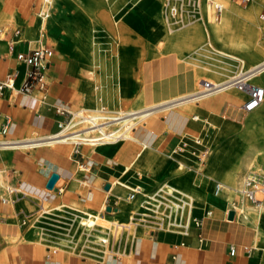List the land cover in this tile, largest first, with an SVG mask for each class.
I'll use <instances>...</instances> for the list:
<instances>
[{
    "label": "crops",
    "instance_id": "1",
    "mask_svg": "<svg viewBox=\"0 0 264 264\" xmlns=\"http://www.w3.org/2000/svg\"><path fill=\"white\" fill-rule=\"evenodd\" d=\"M5 1L25 15L34 7L30 0ZM103 13L104 10L96 12L97 15ZM32 27H28L26 33ZM19 29L21 34L24 28ZM50 32L60 44L58 53L61 60L55 62L51 58V63L41 71L42 80L46 77L49 82L43 86L40 83L33 84L27 91L19 88L29 67L14 57V52L24 51L26 44H20L22 40L18 37L16 43L8 45L7 49L0 47V81L9 75L14 78V87L3 88L0 92V264H261L264 258L252 250L254 245L259 248L261 235L256 229L239 223L235 213L232 220L228 219L229 208L225 213L227 218L222 219L212 218V213L207 215V210L196 205L193 213L198 214H191L190 217L194 224H188L179 231L164 227L146 228L143 225L125 249L120 250L123 253L94 252L84 246H52V241L62 235L58 230L48 240H30V235L39 228L46 230L45 227L52 226L51 219L45 218L41 202L48 204L47 209L53 210L51 217L62 220L82 214L84 210H118L116 195L121 196L124 188L137 186L133 184L138 182L136 172H146L144 179L149 180L150 165L158 178L153 179L147 190H157L169 178V172L178 169L181 159H186L181 153H174L182 132L185 129L199 131L201 127L204 128V123L200 124V121L177 110H168L164 115L153 114L145 123L133 127V136L138 139L136 141H122V144L86 143L76 147L71 142L29 146L33 141L57 131L59 122L67 121L68 114L58 113L57 106L73 111L103 103L93 86L96 82L94 67L74 53V46L67 36L58 34V25H54ZM101 34L104 40L110 38L108 32L102 31ZM134 45H139L140 52L134 65H130L126 71L129 76L124 81L127 87L124 94L120 97L115 89L117 82L114 78L104 82L107 94L104 101L111 108L119 106L122 100L129 105L139 96L144 107L148 108L159 101L191 92L194 86L191 68L175 67L173 64L179 62L176 56L156 57L159 61H155L156 58L146 56V44L140 42ZM113 47L111 42L101 45V55L106 60L111 61ZM17 78L20 79L18 87L15 86ZM245 98L230 107H237ZM212 101L211 96L197 108L204 110L205 105L209 107ZM203 115L209 117L206 111H203ZM215 119L221 121L219 117ZM230 121L232 124L237 122L235 118ZM192 141L194 158L192 160L188 156L186 170L192 171L193 179L203 182L206 193L210 190L212 193L217 180L211 182L207 175L203 177L211 148L208 147V154L201 161L199 152L207 146ZM214 141L215 135L210 137L209 144L213 146ZM182 145L186 146V143L182 142ZM198 168L201 169L200 175L196 172ZM52 172L58 173L64 180L62 189H49L46 186ZM122 175L132 180L128 181L130 186L115 185V179ZM2 183L6 185L2 186ZM15 184L17 189L8 187ZM107 184L109 187L106 188ZM169 185L184 191L179 184ZM5 192L9 194V199L3 197ZM129 200L133 207L134 202H142V197L138 192ZM210 206L212 209L213 206ZM197 219L199 224L195 223ZM231 247H234L232 254Z\"/></svg>",
    "mask_w": 264,
    "mask_h": 264
},
{
    "label": "bare ground",
    "instance_id": "2",
    "mask_svg": "<svg viewBox=\"0 0 264 264\" xmlns=\"http://www.w3.org/2000/svg\"><path fill=\"white\" fill-rule=\"evenodd\" d=\"M43 1L46 2L48 0ZM90 1L96 3L98 0ZM192 1H194L196 6L195 15L197 16L194 20H192L193 22L191 26H189L185 30V34L179 38L172 37L166 33L165 43H163V47H167L169 50H180V46L182 45L183 47L187 48V50H190V53H192L196 58L195 73L193 72L192 74L194 86L191 92L169 100L159 101L153 106L149 105L150 107L148 108H145L142 104L137 108L127 109L122 105L123 100L120 101L119 106H115L116 108H111L108 103L104 101V98L107 95L105 89L103 88V90L99 91L97 90L98 86H96V94H98V96L103 99V103H99L95 107H87L86 110L91 112H88V118L85 119L82 124H80L81 127H75V125L71 124L69 127H67L65 132H53L48 137L41 138L38 141H33L29 146H49L54 142L68 143L72 141H76L80 144L88 143L93 145L104 143L122 144V141H136L138 139L134 138L132 128L136 126L135 123L138 120L140 121L141 118H149L151 115L157 114L159 111L168 110H177L188 117H192L193 120L200 121V124L203 123V120H206L210 126L209 129H212V127L214 128L215 135L222 134L224 130H229V132L231 130L234 131L237 122L236 124L230 123L231 126L227 125V120L229 119L228 108L230 106L236 105L239 100L243 99L245 93L244 91L236 89L229 81L240 73L249 75L251 80H264V59L255 60L261 54V48L256 44V42L264 41V28L261 26L258 17H256L258 4L263 0H254L244 10L239 9L233 0ZM185 2L187 3L188 0H139L135 13L137 14L138 20L144 19L146 20V23L156 24L159 28L160 23H158L157 14L160 11H165L164 20L169 24L172 22L170 19V14L176 12L178 15L181 14L179 7L182 8ZM216 6L221 7L220 12H216ZM41 7L42 9H39L38 15L40 16L39 23L43 27L44 17L46 14L44 6L42 5ZM213 9L215 12H213ZM102 10H104V13L101 15L110 28L121 24L119 21L121 18L127 21L129 24H134V21L137 20L133 19L132 15L128 14V16H124V14H115L114 12H112L111 19L108 15V11L105 9ZM214 13H216V15ZM171 30L172 28L170 25H168V31ZM122 39V44L133 45V56H135L137 59L140 49L139 45L136 46L134 44L142 42L141 36L138 34L132 36L130 33L125 32L124 35H122ZM76 41L77 43L74 44L72 40H70L71 45L74 46V53L83 59H87L88 61L90 60L91 62L89 63L95 69L96 82L102 81V79L100 80V76H98L97 70L99 64V69H102L101 62H99L95 46H93L94 43H97L95 36L91 31L85 32L82 33L81 37ZM228 48L232 50H228ZM229 58L233 59V64L238 65V69L236 71L237 73L229 72L231 67L226 66V62ZM135 60L128 63L126 71H128L130 65H132ZM247 60H253V63L247 67L246 70H243ZM124 75L125 76L121 81L122 94H120V97L127 89V87H125L124 81L129 75L126 73H124ZM202 81H207L209 83V91L206 93H201L206 91H202ZM198 85L200 88H198ZM261 86L264 90V85ZM211 96L213 101L209 107L205 105L203 108L204 110L197 108L202 101L208 99ZM238 107H240V105H238ZM253 110L257 111L245 119V123L247 125L248 123L255 124L264 119V101H262ZM203 111H206L209 114V117H205L203 115ZM221 116L224 119H221ZM218 117L221 120L219 122L215 119ZM110 125L116 126L109 127V129H107V126ZM122 126L124 127L122 128V131H120L119 128ZM225 134H223L225 136L223 139L225 140L221 144H218L219 140H216L213 142V146L208 143L205 145L211 148L210 155L206 161V175L209 178H218L216 180L222 182L223 184L221 189L217 191L215 188L213 189V192L210 195L213 199L217 197L220 198L222 195H225L223 193L224 190H227L229 193L228 195L230 196L232 194L234 195L235 193L236 195H241V190L244 186V177L240 178V175L243 171L250 170L254 164L253 151L251 148L245 149L241 153L237 152V147L239 145H245L248 143L247 138L244 135L238 136L234 133V135L227 138V134ZM207 135L208 134H206L203 129L195 131L194 133L188 129H185L180 136L181 140L177 143L174 153L180 152V149L185 150L182 155L186 159H183L182 161L188 164V152L192 153L194 151L192 147L187 148L186 146L182 145V142L187 143L188 141L198 140L197 142L200 143L201 138L202 140L203 138L205 140L208 137ZM195 138L198 139L195 140ZM140 144L144 143L140 142ZM179 164L180 165L178 168L181 169L185 167V164L182 162ZM127 165L130 168V165ZM148 170L151 173V176H158L151 165L148 167ZM126 178L127 176L124 175L118 176L115 179V185L130 186V184L126 182ZM176 182L177 184L181 185L185 191L183 192L180 189H175L172 187L174 190H179V192L182 193V202L177 203L167 196L161 194L160 192L162 189H164L163 187H160L153 192L146 193L143 188L144 186L137 182L135 183L137 186H133L131 188L138 189L139 193L142 192V202L140 204L141 207H143L142 210L138 211L131 208L124 210L123 204H132V202L129 200L130 198L126 195L124 198L116 195L119 200L118 210H111L110 212L103 211L101 214H92L91 212H88L84 218L82 217L77 221L75 220L76 224L74 226L70 224L68 230L73 229V238L68 240L66 238L60 237L57 239L56 243L68 244L67 242L70 241L69 243L72 242L74 246H84L88 249H96L98 251H105L100 247H107L108 244H110L111 246L109 245L107 248L120 251L125 249V246L129 243V240H132V237L140 230L141 226L145 225L144 220H146V218L149 216L160 219L159 228L164 227L174 231L182 230L179 227L186 228L190 222L191 214H193L194 206L205 204V202H207V195L209 193L205 192L202 184L203 182H200L198 179L190 178L188 175L179 177ZM141 188H143V190H141ZM240 195V201L234 207L235 216L238 214L240 217L246 218L243 212V208L246 207V201L242 199V195ZM263 197L264 196L261 195V198ZM263 206L261 203L258 206L256 212L253 210L256 220L260 221L264 218ZM205 210H207L206 213H212L211 208H206ZM158 213H161L162 215H159ZM110 214L114 215L109 216ZM135 214L142 215V219L136 221L132 220L135 218ZM171 216H173V219H171ZM181 220L183 221L181 222ZM173 226H175L177 229H175ZM94 229L98 232H101V234L94 233L92 231ZM256 232L260 234L259 227L256 228ZM122 237L125 238L124 241H122ZM37 238L42 239L44 236L41 233ZM53 245L54 244H52V246Z\"/></svg>",
    "mask_w": 264,
    "mask_h": 264
},
{
    "label": "rangeland",
    "instance_id": "3",
    "mask_svg": "<svg viewBox=\"0 0 264 264\" xmlns=\"http://www.w3.org/2000/svg\"><path fill=\"white\" fill-rule=\"evenodd\" d=\"M137 1V2H136ZM239 9L244 10L251 2H253L254 0H248L245 4L242 3V0H233ZM30 2H32L34 5V7H31L28 14L25 15L23 13H21V11H19L18 8L14 7V6H9L5 0H0V24H8L11 27H22L24 28V31L20 34V39L22 40V42L20 44L25 43L26 47L24 48V51H28L29 48H35L38 47L40 45H46L49 46L52 50H53V54H52V59L55 62H59L60 59V55L58 53L59 50V42L56 41L53 37V35L51 34V28L54 25H58L60 28V32H58V34L64 36V35H68L66 38L68 40H72V42L75 44L77 43V39L81 37L82 33L85 32H89L91 31L93 33V35L95 36V40H97V43L93 46H95V50L97 53V58H99V62H101V67L102 69L100 70V64L98 65V76H100V80L102 79V81L100 82H95L93 84L94 88L96 86H98L97 90H103L104 88V82H108L110 81L112 78H114L117 82V86H116V90L119 94L121 93V87H122V80L124 78V73H126V67L128 65L129 62H133L136 58L135 56H133V45H124L122 44V35H124L125 32L130 33L132 36L133 35H140L142 38V43L146 44V49H145V54L146 56H148L149 58H156V57H171V56H176L177 60H179V62L176 61V63H174L173 65H175V67H177V65H179V67H189L191 68V73L193 74V72L195 73V62H196V58L193 56L192 53H190V50H187V48L183 47L182 45L180 46V50H169L167 47H163L165 43V36L166 33L171 35L172 37H180L182 35L185 34V30L191 26L192 24V20L195 19V17L197 15H195V9L196 6L194 4V1L192 0H188V2L183 4V7L180 8L179 7V11L182 14L173 13L170 14V19L172 20L171 23H167V21L164 20L165 18V11H160L157 14V20L159 24V28L157 27L156 24H148L146 23V20L141 19L138 20L137 19V14L135 13V10L137 8V4L139 3V0H98L96 3L91 2L90 0H48L46 2H44L43 0H30ZM44 6V10H45V14L46 16L44 17V25L42 27V25L39 23V18L40 16L38 15V11L39 9ZM132 6V7H131ZM105 9L108 11V15L109 17L112 19V12H114L115 14H119L121 13L122 15L124 14V16H128L132 15L133 19H137L134 21V24H129L127 23V21H125L124 19L121 18L119 25L114 26L113 28H110L106 21H104L103 17L101 14H96V12L101 13V10ZM224 9V8H223ZM264 9V0L261 1L258 4V8L256 10V17H258L261 26L264 28V22L261 20V18L259 17L260 12H262ZM168 12V11H167ZM213 12H215V10L213 9ZM216 15V13H214ZM61 15V16H60ZM179 17V18H178ZM168 25H170V27L172 28L171 31H168ZM30 28V32L26 33V29L28 27ZM102 31L108 32V36H110V38L106 39H102L103 38V34H101ZM38 39H40L41 41H38ZM10 40V39H9ZM76 41V42H75ZM106 42H111L113 44V48L114 51L111 54V61L106 60L102 55H101V45L103 43ZM28 43V44H27ZM10 44V42H8V40L3 39L0 40V47H3L4 50L7 49V46ZM256 44L258 46H260L261 48V54L255 59V60H261L264 59V41L259 42L257 41ZM241 49V48H240ZM228 50H232L230 48H228ZM17 52V51H16ZM14 52V53H16ZM135 58V59H133ZM84 60V59H83ZM87 62H91L90 60L88 61L87 59H85ZM159 61V58H156L155 61ZM233 59L229 58L226 62V66H230L231 70L229 71L230 73H237V69H238V65L237 64H233L232 63ZM253 61V60H252ZM252 61L247 60L245 63V66L243 67V70H246L247 67H249L250 65H252ZM22 66V65H21ZM127 74V73H126ZM264 75V74H263ZM44 82H49V79H47L46 77L43 79ZM252 82L258 84V85H264V80L263 81H259V80H255L252 79ZM20 83V79H16L15 82V86L18 87ZM197 87V86H196ZM198 88H200V86L198 85ZM96 89V88H95ZM105 89V88H104ZM40 96H43L42 94H39ZM246 96V95H244ZM264 101V99H263ZM143 104V100L142 97L139 96L138 98L135 99V101L129 105H126L124 103H122V105L127 108V109H131V108H137L139 105ZM87 112H91L89 110H86ZM257 110H251L248 112H244L242 111L238 106L237 107H230L228 109V122L230 123V119H237V124L235 125V129L234 131L231 130L229 132V130H224L222 134H214V128L212 127V129H209L210 126L208 124V122L206 120H203L204 123V128H200L203 129L205 131L206 134H208L207 138L204 140H202L200 143L203 145H207L206 143H210V137L212 135L216 136V140L218 141V144H221L225 139H223L225 136L223 134H225L226 132V136L227 138L231 137L232 135H244L247 138L248 141V145H239L237 147V152L241 153L242 151H244L245 149L251 148L253 151V166L250 168V170H246L243 171L242 174L240 175V178L245 177V175H247V173L250 172H257L261 175L264 176V119H262L260 122H257L255 124H251L248 123V125L245 123V119L248 118V116L253 115L254 113H256ZM166 113V111H161L157 113V116L160 115H164ZM222 117V116H221ZM148 118H141L140 121L138 120L135 124L136 126H139L140 124H142V122H145ZM221 119H224L223 117ZM145 120V121H144ZM142 121V122H141ZM134 124V126H135ZM116 125H110L107 126V129H109V127H114ZM75 127H81L79 126H75ZM124 126H122L120 129V131H122V128ZM58 129V128H57ZM191 132H195L190 130ZM56 132V131H55ZM234 133V134H233ZM30 135V133H29ZM29 135L27 137H29ZM192 140V139H191ZM246 141V142H247ZM191 144H193V141L190 142L188 141L186 143V147H192ZM93 145V144H91ZM194 150V148H192ZM181 151L178 153H184L185 150L180 149ZM189 156L192 158L193 160V155L191 152H188ZM208 158V157H207ZM168 160V158H167ZM182 161V159H181ZM207 161V159H206ZM182 163H184L182 161ZM185 164L184 168H178L175 172L171 171L169 172L170 176L167 180H165L164 182H162L163 186L160 185V187H163L164 189L161 190V194L167 196L168 198H170L171 200H174L175 202H182V193L179 192V190H174L169 184H177L176 180L181 177V176H185L188 175V177L192 178L193 177V173L191 170L185 171L187 169V164ZM206 169L207 166L205 168V174L203 177H206ZM168 170V169H167ZM146 177V172L144 171H140L139 173L136 172L135 178L138 179V183L142 184L144 187V190L146 193L150 192L149 190H147V188H149L148 186H150L151 182L153 181V179L155 178L154 176H151L149 178V180H145L144 178ZM239 178V179H240ZM160 179V178H159ZM210 181L212 182L214 179H218V178H209ZM132 182L131 179H129V176H127L126 178V182ZM128 182V183H130ZM137 183V182H136ZM135 184V183H133ZM131 184V185H133ZM6 183H2V186H5ZM178 185V184H177ZM9 188H18L15 185H8ZM118 186H116L117 188ZM136 187V186H135ZM159 187V188H160ZM143 188H141V190H143ZM158 188V189H159ZM183 188V187H181ZM124 190L123 194L121 195V197L124 198V196H128L129 191L132 192L135 190V188H124L122 189ZM18 193H21L19 190H17ZM185 192V191H183ZM225 195H222L220 198L217 197L215 199L211 198V190L209 191V194L207 195V202H205L206 204L200 205L201 209L203 210L204 208H211L210 205L213 206V210H212V215L211 217H219L222 219H226V210L229 208H233L234 206V202L236 204L239 203L240 198L239 195L236 193L233 195H228L229 193L227 192V190H224L223 192ZM3 197L6 198H10L9 194L7 192L2 194ZM227 195V196H226ZM11 196L13 197V193L11 194ZM140 196L142 197V192L140 193ZM180 196V197H179ZM241 196V195H240ZM36 201L40 202L37 198L35 199ZM219 201V202H217ZM119 202V200H118ZM41 204H43V208L44 211L46 213L45 218L51 219V224L52 226L49 227H45L46 230H42L39 228V230L37 232H34V234L30 235V240L34 241V240H39V241H43V240H48L49 236L51 237L54 232H61V236H57L56 238H66L68 240H70V238H73L74 236V231L73 229L68 230L70 224H72L73 226L76 224L75 222L79 219V218H84L88 212H91L92 214H101L103 213V210H99V211H92V210H84L82 212V214H78L74 217H70V219L67 220H62L60 218H57L55 216L51 217V215H53L52 211L47 209L48 204H46L45 202H41ZM119 204V203H118ZM141 202L136 201L135 202V206L132 207L133 204H123L124 206V210H128V209H135V210H142L143 207H141ZM264 204V197L262 198V206ZM215 205V208H214ZM258 206H254V205H250L249 203L246 202V207L243 208V212L246 216V218H242L240 217L238 214L236 215V219L239 223H243L245 225H248L250 227H252L254 230L259 227L260 229V241H259V248L255 247L252 249L254 251V253H259L261 254L262 258H264V218L262 220H256V217L254 216V212L253 210L256 212L257 211ZM264 209V206H263ZM123 210V211H124ZM200 209H198L199 211ZM195 212V211H194ZM238 213V211H237ZM157 214V213H155ZM159 215L161 213H158ZM194 215H197L198 212L193 213ZM37 215V214H36ZM114 214H110L109 216H113ZM162 215V214H161ZM32 218V217H31ZM169 218V217H168ZM142 219V215L140 214H135V218L132 219L134 221L136 220H141ZM171 219H173V216H171ZM76 220V221H75ZM160 219L157 217H152L149 216L146 218V220H144L145 225L147 226L146 228H159L160 224H159ZM183 220H181L182 222ZM263 221V222H262ZM262 222V223H261ZM188 224H190V226H192L194 223L192 221H190ZM59 227V228H58ZM175 227V226H173ZM58 228V229H56ZM180 229H182V227H179ZM175 229H177L175 227ZM184 229V228H183ZM58 230V231H56ZM94 233H99L101 234V232L96 231L95 229L92 230ZM43 234L44 238H37L39 234ZM92 238V237H89ZM123 238V237H122ZM57 239L53 240L51 244H58L56 243ZM125 238L122 239V241H124ZM70 241H68V244H59L61 246H66V247H74V244ZM93 244V243H92ZM110 244H108L109 246ZM101 246V245H100ZM107 246V247H108ZM111 246V245H110ZM106 246H101L100 248L102 250H105L104 252L107 251H113L115 253H123L121 251H115L113 249L107 248ZM94 252H99L96 249H91ZM101 253L103 251H100ZM261 264H264V260L261 262Z\"/></svg>",
    "mask_w": 264,
    "mask_h": 264
},
{
    "label": "built area",
    "instance_id": "4",
    "mask_svg": "<svg viewBox=\"0 0 264 264\" xmlns=\"http://www.w3.org/2000/svg\"><path fill=\"white\" fill-rule=\"evenodd\" d=\"M248 0H242V3H246ZM221 7L216 6V12H220ZM259 17H261L262 21H264V9L260 12ZM20 34L19 27H11L8 24H0V39H6L10 42V46L15 44L18 40ZM10 39V40H9ZM53 50L46 45H40L35 48H30L28 51H17L14 54L15 60L24 63L29 67V70L26 72L25 79L23 80L20 90L27 91L33 84L40 83V86L44 85V81L41 77V71L49 63H51ZM231 84L238 90L244 91L246 98L240 104V109L244 112H248L253 110L257 107L264 99V90L263 87L252 82L251 78L247 74H238L232 80H230ZM14 87V78L12 76H6L5 79L0 81V92L3 88H10ZM202 91L206 90L201 93L208 92L209 83L207 81H202L201 83ZM56 111L61 114H68L67 121L59 122L57 131L59 133L65 132L67 127L71 124L78 126L87 119V114H89L85 109H78V110H69L65 109L62 106H57ZM198 139V138H197ZM195 138V140H197ZM198 141V140H197ZM196 141V142H197ZM72 146L76 147L80 143L76 141H72ZM76 152V151H75ZM208 154V147H204L199 152V159L203 161ZM197 174H201V169H197ZM63 186V185H62ZM62 186H59V189H62ZM223 187L222 182L216 181L215 182V190H219ZM136 193H138V189L129 193V198H132ZM242 199H244L247 203L254 206H259L262 203L261 195L264 196V176L257 173V172H250L244 177V186L241 190ZM231 208L232 211L235 213V205ZM210 213H207L209 215ZM196 224H199V220L195 221ZM234 252V247L230 248V253Z\"/></svg>",
    "mask_w": 264,
    "mask_h": 264
},
{
    "label": "water",
    "instance_id": "5",
    "mask_svg": "<svg viewBox=\"0 0 264 264\" xmlns=\"http://www.w3.org/2000/svg\"><path fill=\"white\" fill-rule=\"evenodd\" d=\"M64 180L59 177V174L56 172H52L50 177L48 178L47 182H46V186L51 189L52 187L54 188H58L59 186H62ZM106 188L109 187L108 184L105 186ZM233 213L234 211L229 210L227 217L228 219L232 220L233 219Z\"/></svg>",
    "mask_w": 264,
    "mask_h": 264
}]
</instances>
